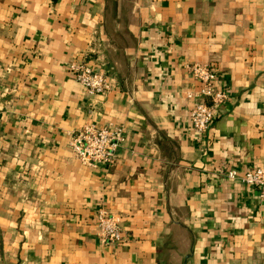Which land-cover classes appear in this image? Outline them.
<instances>
[{
  "label": "crops",
  "instance_id": "0c3cea01",
  "mask_svg": "<svg viewBox=\"0 0 264 264\" xmlns=\"http://www.w3.org/2000/svg\"><path fill=\"white\" fill-rule=\"evenodd\" d=\"M81 59L114 90L88 94ZM192 63L227 94L203 134ZM88 122L123 128L112 166L72 157ZM258 167L264 0H0V264H264V198L225 176Z\"/></svg>",
  "mask_w": 264,
  "mask_h": 264
},
{
  "label": "built area",
  "instance_id": "2783aa9c",
  "mask_svg": "<svg viewBox=\"0 0 264 264\" xmlns=\"http://www.w3.org/2000/svg\"><path fill=\"white\" fill-rule=\"evenodd\" d=\"M74 80L88 94H105L112 92L115 84L104 71H96L84 60L69 64ZM191 76L199 83L195 92H186L190 101L188 117L196 134L205 133L214 117L215 111L226 101V92L219 87L217 74L209 64L192 63L187 65ZM125 139L121 126L108 125L98 127L93 123H84L69 133L68 146L72 157L80 164L97 168L101 165L112 166L117 151ZM226 178L256 188L260 199L264 198V167L237 172L230 169ZM97 239L101 245L114 244L123 239L119 219L103 208L95 212Z\"/></svg>",
  "mask_w": 264,
  "mask_h": 264
}]
</instances>
